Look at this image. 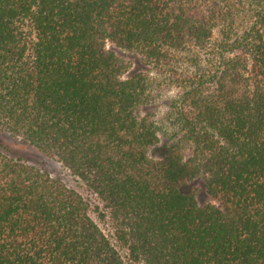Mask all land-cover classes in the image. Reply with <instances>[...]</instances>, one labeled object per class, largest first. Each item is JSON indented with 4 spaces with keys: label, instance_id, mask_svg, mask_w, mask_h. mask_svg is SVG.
<instances>
[{
    "label": "trees",
    "instance_id": "1",
    "mask_svg": "<svg viewBox=\"0 0 264 264\" xmlns=\"http://www.w3.org/2000/svg\"><path fill=\"white\" fill-rule=\"evenodd\" d=\"M0 131L116 241L0 147V264H264V0H0Z\"/></svg>",
    "mask_w": 264,
    "mask_h": 264
},
{
    "label": "rangeland",
    "instance_id": "2",
    "mask_svg": "<svg viewBox=\"0 0 264 264\" xmlns=\"http://www.w3.org/2000/svg\"><path fill=\"white\" fill-rule=\"evenodd\" d=\"M129 58V56L127 55ZM132 62V67H136V62L130 57ZM164 140L162 141V143ZM162 144L153 151L154 156H158L161 151ZM0 147L4 148L5 151L12 157H20L25 161L35 164L44 170H47L51 175L61 178L68 186L76 189L89 203V214L94 219V221L101 227V229L116 243L112 234V227L107 217H103L100 213L99 203L96 196L90 192L82 181L74 176L67 168L63 166L59 161L47 156L41 150L33 145L24 143L19 138H16L9 133L0 131ZM191 187L196 190L198 200L201 203L210 201L209 196L203 190L200 182L196 181L191 185ZM120 252L125 255L126 248L117 245Z\"/></svg>",
    "mask_w": 264,
    "mask_h": 264
}]
</instances>
